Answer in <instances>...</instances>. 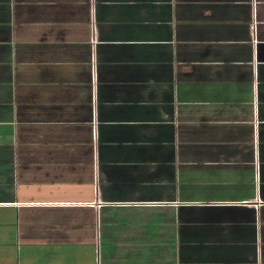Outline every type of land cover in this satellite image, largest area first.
Wrapping results in <instances>:
<instances>
[{
  "label": "crops",
  "instance_id": "0c3cea01",
  "mask_svg": "<svg viewBox=\"0 0 264 264\" xmlns=\"http://www.w3.org/2000/svg\"><path fill=\"white\" fill-rule=\"evenodd\" d=\"M0 264H264V0H0Z\"/></svg>",
  "mask_w": 264,
  "mask_h": 264
}]
</instances>
